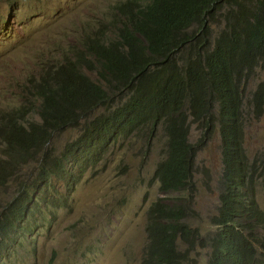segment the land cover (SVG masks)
<instances>
[{
	"label": "trees",
	"instance_id": "obj_1",
	"mask_svg": "<svg viewBox=\"0 0 264 264\" xmlns=\"http://www.w3.org/2000/svg\"><path fill=\"white\" fill-rule=\"evenodd\" d=\"M109 18L82 49L44 65L21 106L0 111V189L16 183L0 206V264L32 236L36 215L72 209L78 185L117 143L159 127L164 158L152 182L186 196L149 207L141 264H192L198 248H210L209 264H264V161L245 147L246 118L264 112V81L246 96L264 66V0H125ZM66 128L79 134L58 154L52 139ZM216 132L220 206L217 230L204 236L188 220L201 144Z\"/></svg>",
	"mask_w": 264,
	"mask_h": 264
},
{
	"label": "rangeland",
	"instance_id": "obj_2",
	"mask_svg": "<svg viewBox=\"0 0 264 264\" xmlns=\"http://www.w3.org/2000/svg\"><path fill=\"white\" fill-rule=\"evenodd\" d=\"M125 0H0V111L21 106L32 78L46 64L82 49L85 37L107 25L112 7ZM90 75L97 83L96 75ZM264 81V66L249 81L250 97ZM79 130L54 134L52 147L61 153ZM193 130L191 142H199ZM166 138L161 127L117 143L96 171L88 172L72 195L71 210L61 208L55 218L36 215L30 238L15 243L4 264H141L147 245V211L158 199L173 202L186 194L163 195L152 182L163 160ZM245 147L250 159L264 161V112L245 121ZM195 173L196 216L188 222L204 236L217 230L212 217L220 206L222 154L216 132L201 144ZM26 171V170H25ZM16 191V183L0 189V206ZM264 211V184L257 187ZM46 210V209H45ZM36 227V228H35ZM210 248L191 254L192 264H209ZM3 264V263H2Z\"/></svg>",
	"mask_w": 264,
	"mask_h": 264
}]
</instances>
